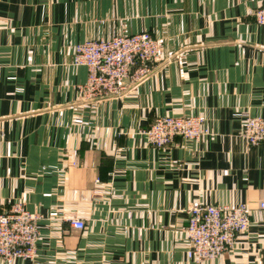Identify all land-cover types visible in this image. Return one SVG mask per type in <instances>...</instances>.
Instances as JSON below:
<instances>
[{
  "label": "crops",
  "instance_id": "obj_1",
  "mask_svg": "<svg viewBox=\"0 0 264 264\" xmlns=\"http://www.w3.org/2000/svg\"><path fill=\"white\" fill-rule=\"evenodd\" d=\"M260 3L0 0V210L21 200L43 216L35 264H198L189 206L264 202V144L239 136L244 112L264 116V25L249 14ZM143 31L162 43L152 74L121 97L81 98L74 46ZM186 115L208 134L147 144L156 117ZM263 241L253 214L234 249L199 264H263Z\"/></svg>",
  "mask_w": 264,
  "mask_h": 264
},
{
  "label": "built area",
  "instance_id": "obj_2",
  "mask_svg": "<svg viewBox=\"0 0 264 264\" xmlns=\"http://www.w3.org/2000/svg\"><path fill=\"white\" fill-rule=\"evenodd\" d=\"M260 1L249 14L258 25H264V0ZM161 54V41L146 31L115 32L110 38L97 37L75 45L73 64L88 70L86 83L78 86L81 98L94 101L121 97L152 74ZM141 133L149 146L163 149L176 145L177 138L201 140L208 129L200 116H159ZM239 136L249 147L263 145L264 116L244 112ZM78 161L77 152H74L73 166H77ZM186 212L187 257L198 264L223 257L234 249L240 236L252 226L253 214L264 223V202L256 208L248 204L194 203ZM42 219L40 213L31 212L21 200L10 202L7 209L0 210V261L14 264L22 259L35 264ZM64 221L75 230L87 227L86 221L75 215L66 216ZM260 253L264 264V241Z\"/></svg>",
  "mask_w": 264,
  "mask_h": 264
}]
</instances>
